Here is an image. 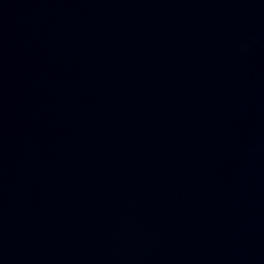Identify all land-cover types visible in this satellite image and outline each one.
<instances>
[{
  "label": "water",
  "instance_id": "95a60500",
  "mask_svg": "<svg viewBox=\"0 0 264 264\" xmlns=\"http://www.w3.org/2000/svg\"><path fill=\"white\" fill-rule=\"evenodd\" d=\"M0 264H264V0H0Z\"/></svg>",
  "mask_w": 264,
  "mask_h": 264
}]
</instances>
